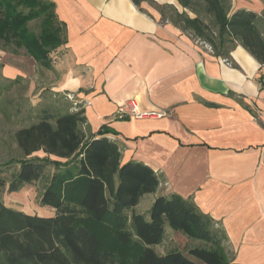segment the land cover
Returning <instances> with one entry per match:
<instances>
[{
    "label": "crops",
    "instance_id": "obj_1",
    "mask_svg": "<svg viewBox=\"0 0 264 264\" xmlns=\"http://www.w3.org/2000/svg\"><path fill=\"white\" fill-rule=\"evenodd\" d=\"M50 1L66 30L50 91L72 93L74 100L64 98L82 105L89 132L112 128L106 136L117 143L120 162L141 161L159 178L134 211L147 214L158 195L191 197L223 228L229 261L264 264L259 63L240 45L227 57L216 55L163 21L162 6L183 10L176 0ZM12 70L6 76L0 67V74L14 79ZM131 99L140 112L155 114L115 118ZM148 194L147 205L137 210Z\"/></svg>",
    "mask_w": 264,
    "mask_h": 264
},
{
    "label": "trees",
    "instance_id": "obj_2",
    "mask_svg": "<svg viewBox=\"0 0 264 264\" xmlns=\"http://www.w3.org/2000/svg\"><path fill=\"white\" fill-rule=\"evenodd\" d=\"M176 1L183 10L162 6L163 21L208 44L216 55L227 57L242 46L259 63L258 81L264 84L260 14L232 9L231 0ZM31 20H38L37 34L28 26ZM65 43V24L52 1L0 0V48H23L39 66L53 71L58 57L53 54ZM21 79L0 74V114L7 121L24 118L13 132L20 156L0 164V175L17 165L8 193L44 180L38 203L50 206L54 215L6 205L1 193L6 183L0 176V264H239L227 258L223 228L191 197L158 195L147 214L134 211L141 196L155 192L159 178L141 161L121 163L117 143L106 136L114 130L102 125L89 132L81 104L73 109L56 94L58 98L36 111L32 105L24 117L21 104L11 113L5 96ZM165 226L204 245L159 254L154 246L162 242Z\"/></svg>",
    "mask_w": 264,
    "mask_h": 264
},
{
    "label": "rangeland",
    "instance_id": "obj_3",
    "mask_svg": "<svg viewBox=\"0 0 264 264\" xmlns=\"http://www.w3.org/2000/svg\"><path fill=\"white\" fill-rule=\"evenodd\" d=\"M231 7L232 9L245 7L260 14L262 20L259 22V29L264 35V0H231ZM190 15L192 14L190 13ZM28 26L35 33L39 31L38 20H31L28 23ZM202 44L204 45L206 43ZM210 50L212 49L210 48ZM56 55H58V53L53 54V56ZM0 65L4 75L10 76L7 70L8 67L11 66L13 67L11 73L13 74V72H16L17 76L22 78L20 83L15 85L5 96L10 99L8 110L11 113H14L17 105L21 104L20 117H24L26 112H28L27 110L32 105H34V108H32L33 111H36V108H39V106L48 105L53 100L58 98V96H56V94L51 92L49 89L50 84H52L56 78L55 72L39 66L35 60L27 54L25 49L1 47ZM4 67L7 69L6 71ZM63 96L67 98V93ZM25 97L27 100L24 102L23 99H25ZM23 119L24 118H22V120ZM22 120L19 118H11L7 121L4 116L0 114V164L17 159L20 156L19 150L13 140V132L19 127L18 121ZM16 169L17 165L12 164V166L8 167L6 172L0 175L6 183L1 191L4 203L27 213L42 216L54 215V210L50 206H41L38 203L39 195L46 183L44 180L26 184L18 192H7L8 181L11 179L12 174ZM51 171L52 168L49 167L46 169L45 173L49 175ZM149 197V194L148 196H145L136 209H143L147 205ZM126 213L128 216L130 215V211H127ZM165 228L162 242L154 246L155 251L158 253H165L170 250H180L186 253V251L193 246L204 245L203 242L192 239L182 232L172 230L168 226H165Z\"/></svg>",
    "mask_w": 264,
    "mask_h": 264
},
{
    "label": "built area",
    "instance_id": "obj_4",
    "mask_svg": "<svg viewBox=\"0 0 264 264\" xmlns=\"http://www.w3.org/2000/svg\"><path fill=\"white\" fill-rule=\"evenodd\" d=\"M205 47H207L209 50H210V46L208 44H204ZM210 47V48H209ZM226 61V59H225ZM74 95L72 93H68L67 94V98L66 99H69V100H74ZM80 104L79 102H76L74 104H72V107L73 109L76 108V105ZM165 113L164 111L162 112H157L156 115L157 116H160L161 114ZM115 118L117 119H125L129 116H134V117H137V118H141V117H144L148 114H155L154 112H149V113H142L138 110V107H137V103L135 102V100L131 99L129 101H127L126 103L120 105L117 110L115 111Z\"/></svg>",
    "mask_w": 264,
    "mask_h": 264
}]
</instances>
